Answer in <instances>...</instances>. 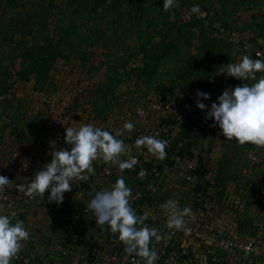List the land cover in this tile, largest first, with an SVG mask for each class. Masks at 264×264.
Returning a JSON list of instances; mask_svg holds the SVG:
<instances>
[{
	"label": "trees",
	"instance_id": "obj_1",
	"mask_svg": "<svg viewBox=\"0 0 264 264\" xmlns=\"http://www.w3.org/2000/svg\"><path fill=\"white\" fill-rule=\"evenodd\" d=\"M6 1L8 0H0V12H2L3 2ZM154 1L63 0L61 4L56 5L58 7L56 15L49 17L41 24V27L46 29L42 42L30 48L19 49L17 53L19 58L17 59L20 60V65L18 68L14 69L15 65L10 68L9 64L5 62L6 56L0 52V98L6 102L8 95L16 97L17 100L12 106L21 109L13 123L14 127L6 131V126L11 125L9 123L1 129L0 143H5L6 153L12 155L14 149L26 145V141L21 138L22 132H26V130L35 132V129H38V139L49 137L54 123L53 120L51 123L41 110L33 114L23 131H19V124L26 119L27 115L23 103L24 98L18 97L17 91L21 86L29 84L28 87L32 92L47 91L55 94L61 91L64 85L61 84L60 64L73 65L77 67V71L82 73L92 74L102 71V74L99 73V78L91 85H87L86 88H80L81 81L78 80L76 82L78 89H74L70 94L66 92L63 94L66 95L63 100L68 103V114L77 121L79 126L92 123L96 126L109 127L112 123L108 120L113 118L115 121L113 124L123 127L122 119H125L126 116V122H128V112L139 106H147L149 98L160 96L167 101L176 94L184 95L192 87L191 85L203 88L200 86L202 83L207 84L208 80L212 79L220 68L232 63L237 56L240 57L245 43L249 42L253 44L254 49L264 51V0L263 3H260L261 0H235L232 5L230 0H217V9H220L217 10L216 17L212 20L206 15L203 18L194 13L191 19L184 20L177 8L165 12L163 10L164 0H158L162 2V5L157 8L158 16L152 15L145 24L148 8L155 3ZM208 1L210 0H178L180 9L183 11H190L191 7L196 4L203 8V4ZM10 4L14 5L15 0H11ZM51 4L55 7L53 3ZM242 11H245V14L249 16L240 15ZM259 17L262 18L261 21H259ZM89 22L92 24L87 28L86 25H89ZM101 23L105 24L104 27L100 26ZM125 26L130 37L126 38V44L124 43L122 51H118L117 55L111 57L110 52L107 51L111 42L108 36L117 33L118 29ZM9 27L15 34L14 25L10 24ZM220 27L224 30L222 34L216 31ZM83 28L94 30L90 34L86 33L82 36ZM34 30L25 29L22 33L23 38L33 34ZM229 31H234L237 34L235 39L225 33ZM117 38L120 39L119 33H117ZM2 39L13 42L19 40L10 34H2ZM98 48H102V51L97 58L98 65H95ZM263 56L255 58L264 59ZM8 58H14V55L9 54ZM262 75L264 74L257 73V79ZM7 78H13L8 85L3 81ZM221 78L230 89L244 83L226 73ZM186 82H190V85L184 84L186 85L184 86L183 83ZM49 104L50 102L47 106ZM46 112L50 114L48 107ZM132 118L134 117H131L129 121ZM150 119L153 121L154 117L150 116ZM210 121L211 124L213 123L212 125L215 124L213 119ZM142 127L141 123L136 125V128ZM217 127L218 125L212 126L204 134L206 141L201 142L200 137H195V143L199 144L198 149L201 152L199 163L203 162L199 171L202 169L204 172L211 173L212 177L208 180L211 193L219 195V198H215L214 204H220V201L224 200V205H221L222 211H233L237 215V229L243 232L247 226H254L256 221H263V216L255 213L253 208L264 207V195L262 194L264 189V151L257 149L254 145L240 146L235 139L227 141L223 136L222 141H226L225 145H236L234 157L229 156L226 148L220 156L217 153L211 157L209 155L210 145ZM14 135H16V139L13 143H8L6 140L8 136ZM16 143L19 146L15 145ZM132 149L134 150L131 151L132 154L140 150L135 147V142ZM166 152L168 155L180 152L179 144L175 143ZM239 152H244L246 158L239 170H230L229 163L236 158L235 155ZM253 152L258 156L257 160L251 158L250 155ZM126 159H128L127 156ZM212 159L214 161L211 162ZM244 168H247L249 172L245 173ZM118 174L119 172L112 176V180L115 181L120 176ZM192 176L193 181H201L200 173H193ZM243 178L245 181L240 184L244 180ZM126 180L130 188L141 194V201L146 197L145 203L138 206L137 215L145 213L147 209L144 206L146 204L152 209V200H162L168 197V193L173 197L180 198L185 207L195 206V201L190 197V193L177 184L174 187L168 183L163 184L160 191L153 194L152 190H148V188L141 192L142 190L135 186L137 185L135 180L128 178L127 174ZM94 181L90 177L87 182L82 183L79 189L85 190L86 195L94 196L96 191L103 189L100 182ZM100 181L102 180L100 179ZM231 182H235L241 187L244 186L240 193L237 190L234 191L233 194L238 196L236 200H231L226 196ZM258 182V186L254 188L253 183ZM179 184H183L187 188L185 182L180 181ZM49 195L48 192L43 204L44 209H46L45 206L51 205V212L58 211L63 215L66 214L63 218L61 217L62 219H56L60 233H52L50 230L47 234L44 232L45 243L36 247L32 238L29 239L28 250L20 252L19 259H14L13 264H20L23 258L35 254L34 249H39V247L43 249L42 256L46 264H72L73 251L70 250L71 247L66 254H63L62 248L53 250L52 248L56 247V244L65 248L67 237L63 233L69 229L72 219L76 215L79 216L78 209L75 207H83V202L71 201V196L64 194L63 203H49ZM87 219V213H85L84 216L82 215L80 223L84 224ZM94 238L95 234L92 235V239ZM105 243L104 247L106 248L97 245L104 249L105 254L110 255L115 252L111 249L113 246L109 241ZM192 247V245L188 247V254H185L184 257L189 259L191 264H199L201 260L199 254L201 253L198 250H193ZM214 255L215 253H209L208 260L214 261V259L212 260ZM36 258L35 254L29 264H40Z\"/></svg>",
	"mask_w": 264,
	"mask_h": 264
},
{
	"label": "built area",
	"instance_id": "obj_2",
	"mask_svg": "<svg viewBox=\"0 0 264 264\" xmlns=\"http://www.w3.org/2000/svg\"><path fill=\"white\" fill-rule=\"evenodd\" d=\"M192 17L193 13L191 10L185 11V14L182 15L184 20H189ZM252 45L253 44L249 42L245 43L240 57L235 59L232 63H238L243 55H249L251 58L262 56V50L254 49ZM222 70L223 68H220L217 72L221 77L225 74L221 72ZM222 80L223 79L220 78L219 84H222ZM216 85H208L207 83V86H203V88H198V86L193 85L184 93V95H174L178 98L173 100L166 101L160 96L148 99L147 106H139L127 114L128 121L131 117H134L131 119V122L134 124V130H137L136 133L132 134L134 133V130L131 133L125 131L124 135L118 138L122 139L129 149L133 147L136 138L145 135L143 129L156 122L158 127L154 131L155 134L152 136L156 135L158 139H165V134L163 133L164 121L168 122L170 120H175L180 122L184 119H188V107L197 106V90L210 95V99L207 100L200 98L201 103L209 105L207 107H210L213 103H211V101L214 99L217 100L220 93ZM52 110H54V107H52ZM68 115L69 114H66V119L62 120L63 125H60V123L54 124L49 137L43 139L37 155H25L21 157V152H14L12 156L9 157V160H7V157L4 156L5 148L2 150V143H0V169H2L1 165L3 160H7V162H5L8 164L3 169V176H6L10 181H13L15 185L23 183V178L25 177L28 178V182L30 183L31 178L34 177L35 173L43 170V166L51 161V152L54 149L50 145V141H56L57 148H68L70 150V146L66 144L64 139L66 135L65 129L69 126L74 127V125L73 123H69ZM150 116L154 117L153 121L150 119ZM122 120L124 125V123H126V116L125 119ZM140 123L143 127L140 129L136 128V125L138 126ZM114 126H116V124ZM77 127L79 128L80 126ZM98 127H101L112 134H115L116 130L123 128L119 126L116 129L110 126ZM160 135L161 137H159ZM222 138V130L218 126L214 131L211 140L209 151L211 157L215 156L220 150ZM200 155L201 152L198 148L194 149L192 153H188L184 156L175 154L173 155V158L167 162L168 167L172 166V169L169 170H172V172L180 170L178 174L182 175L183 181L186 183V186H188L190 180H193V173H196V171L200 169L199 166L197 167L198 162H200ZM126 156L127 158L129 156L137 157L139 163L133 169L137 174L141 169H144L147 172V176L144 179L140 178V181L133 178V175L126 173L128 178L135 180V184H137L135 186L142 190L141 192L145 189L147 178L153 179V186L156 191L159 187L162 188L163 185L160 184L162 171L159 170L157 165L155 166L156 163L154 162V156L148 153L146 148H141L139 152L134 154L129 152L127 155L123 156V158L126 159ZM93 167L96 171V175L91 177L95 180L94 182H100L103 189H110L111 185L116 181L112 180V176L119 172L118 166L110 167L103 163L102 160H97L94 162ZM243 171L246 173L248 170L247 168H244ZM184 173L185 175H183ZM118 175H120V172ZM123 176L125 177L127 186L130 187L126 180V175ZM208 176L209 178L212 177L210 172H208ZM100 179L102 181H100ZM132 193L133 196H135L136 192L134 189H132ZM47 194L48 192L45 193L43 200L39 197L28 198L23 196L22 193H18L13 185L12 187L7 188L4 193H0V203L5 205L3 213L0 214L7 213L9 216L14 217L27 214L29 213V210L32 208L34 209V206H43ZM74 197L75 198L71 201L79 200L80 203L83 202V207H75L78 209L79 216L76 215L72 219L69 229L63 233L67 237L66 245L64 246L65 248L61 247L60 244H56V247H53L52 250L62 248L63 254H66L71 247L70 250L73 251L71 255L72 264H133V261L137 259L140 260L141 264H144L142 258L135 257L134 255L127 256L124 252V245H120V243L114 244L112 242L111 245L113 248L111 249L115 250V252L110 255L105 254L103 251V248H106L104 247V244H106L105 242L109 241L110 243L111 239H114V237L107 228L104 231H101L96 227L95 217L87 207L93 196L86 195L85 190H80V192H76ZM172 199L178 201V205L181 209L185 207L182 204L181 199L177 196L165 200H152V211L149 212V218L145 221L150 227L157 228L162 237H164V239L159 242L153 239L152 244L150 245V247H154L157 250L159 255L156 264H191V261L184 257L185 254H188V247L190 245L193 246V250H199V252L203 251L199 257L201 259L199 264H264V212L262 207L253 208V211L260 216H263V221H256L254 226H249L251 228L247 226L243 232H240L237 229V215L233 211L223 212L222 209L218 208L219 205H224V200H222L223 202L220 201V204H217L218 206L214 213H210V210L208 211L207 208H202L198 204H195V206L190 207L192 210L190 216L185 217L187 226L191 228V232L179 231L169 239L167 238L168 233L174 230H169L167 228L168 214L167 210H165L162 205ZM144 203L145 201H141L140 199H133L131 201L132 207L136 213L138 206ZM147 211L148 210H145V212ZM85 213H87L88 219L84 224H81V217L82 215L84 216ZM228 215L232 218H228ZM239 216H242V214H239ZM218 217L227 218V222L231 223L233 229L230 228L228 223L216 219ZM213 219L220 222H214ZM93 234H95L94 239H92ZM184 243H187V245ZM97 244L103 246V248L98 247ZM28 248L29 246L27 243L22 251L25 252ZM209 253H215V257L212 258L214 261L208 260ZM34 257L35 254H30L28 257L23 258L20 264H29Z\"/></svg>",
	"mask_w": 264,
	"mask_h": 264
},
{
	"label": "clouds",
	"instance_id": "obj_3",
	"mask_svg": "<svg viewBox=\"0 0 264 264\" xmlns=\"http://www.w3.org/2000/svg\"><path fill=\"white\" fill-rule=\"evenodd\" d=\"M177 0H164L163 10L169 12L178 8ZM191 12L203 16L200 5L191 7ZM259 55V54H257ZM228 76L243 82L234 89H226L217 98L218 103L211 104L206 118L213 119L215 124L222 130L227 141L235 139L240 146L254 145L257 149H264V75L257 79V73L264 74V59H253L249 55H243L238 63H229L223 66L221 71ZM197 107L205 110L207 105L200 102V98L210 99L208 93L197 90ZM151 99V98H149ZM134 124L131 121L124 123L123 128L110 133L95 124H82L79 129L66 127L64 137L68 148H57L56 141H50L53 147L51 161L43 166V170L37 171L31 182L23 178L24 182L15 185L6 176L0 175V193L7 188L15 186L18 193L28 198L39 197L44 199L49 192L48 202L63 203L64 193L72 191L71 185L87 182L96 175L93 164L97 160L118 169L133 170L139 163L137 157L129 156L128 159L121 157L128 154V146L122 139L124 132L131 133ZM169 141L158 139L156 136L144 135L136 139L137 149L146 148L147 152L157 160L164 161L167 158L166 148ZM139 178L144 179L147 172L141 169ZM155 191V187L148 185ZM141 194L133 196L132 189L127 186L125 177L119 176L110 189L96 191L87 207L95 217L96 227L101 231L106 228L114 237L113 243H122L127 256L142 258L144 264H156L159 259L157 250L150 247L153 239L159 242L164 237L155 227L145 223L149 213L137 215L132 207L133 199H140ZM162 207L167 210V228L170 231L167 238L176 232H191L187 226L185 217L190 216L191 208L181 209L178 201L168 200ZM5 205L0 203V213H3ZM31 233L25 227L24 221L16 220L6 214H0V264H13L14 259H19V253L29 241ZM133 264H141L140 260H134Z\"/></svg>",
	"mask_w": 264,
	"mask_h": 264
},
{
	"label": "rangeland",
	"instance_id": "obj_4",
	"mask_svg": "<svg viewBox=\"0 0 264 264\" xmlns=\"http://www.w3.org/2000/svg\"><path fill=\"white\" fill-rule=\"evenodd\" d=\"M11 0H8L6 2H3L2 4V12H0V52L3 53L6 56L5 62L9 64V67H13V65H15V68H18V66L20 65V60L17 59L19 58V56H17V53L19 52V49L22 48H30L33 47L34 45H37L38 43L42 42L43 36L46 34V29L41 27V24L44 23V21H46L49 17L56 15V12L58 11V7L56 5H59L63 2V0H15V4H10ZM235 0H230L231 5L234 3ZM155 3L152 4L151 6H149L148 8V15H147V19L144 21L145 24H147L148 20L151 18V16H158V12H157V8L160 7L162 5L161 1L155 0ZM178 2V0H177ZM53 3L55 5V7L51 4ZM260 3H263V0H261ZM179 7L177 8L178 11H180V16L185 14V11L180 9V3L178 2ZM65 8V5L63 6ZM201 12L204 14L202 17L204 18L205 15L207 16V18L209 19H213L216 17V12L217 10H219L220 8L217 9V0H210L207 3L203 4V8H200ZM258 9V8H257ZM257 11V10H256ZM240 15H244V16H249L248 14H245V11H242L240 13ZM200 16V15H199ZM262 18L259 17V21H261ZM12 24L14 25V29H15V34L13 32V30L9 27V25ZM92 24V22H89V25H86V27H90ZM103 25H105L104 23H101V27H104ZM25 29H35L33 31V34L29 35L27 38H23L22 33ZM90 30H85V28H83L81 30V34L82 36L86 35V33H91L94 29L89 28ZM216 31H218L219 34L223 33V29L222 27L219 28V30L217 29ZM117 33L120 34V39L117 38ZM117 33H113L110 34L108 36V39H111L110 44L107 47V51L110 52L111 57L117 55L118 51H122V47L124 46V43L126 44V38L128 39L130 37V35L128 34V32L126 31V26L122 27L120 30L118 29ZM226 34H228L231 38H236V33L234 31H229V32H225ZM2 34H10L12 35V37H15L17 39H19L18 41H4L2 39ZM15 35V36H14ZM102 51V48H98L97 50V54L95 57V65H98V61L97 58L100 56ZM14 55V58H8V55ZM262 55H264V51L262 50ZM178 55L176 56L177 59ZM264 57V56H263ZM174 62V60L172 61V63ZM60 73L62 74L60 77L62 79L61 84L64 85L63 88L61 89V91L57 92V93H49L47 91H44L42 93H37V92H32L30 87L28 86H21L18 91V97H22L24 98V106L26 108V119L22 120L21 123L19 124L20 126V130L19 131H23L26 128V124L27 122H29L32 117L33 114L36 113L38 110H41L42 112H44L45 116L48 118L49 121L53 120L54 124L60 123V125H63L62 120L66 119L65 116L66 114H68V110H67V102H65V100H63V98L66 95H63L65 92L66 93H71L74 91V89H78L76 88V82L78 80L81 81L80 84V88H86L87 85H91L92 83L95 82V80H97L99 78V73L102 74L101 72H93L92 74H90L89 72H84L82 73L81 71H77V67H74L73 65H62L60 64ZM68 74V75H66ZM100 74V75H101ZM213 76V75H212ZM213 79H217L220 80L221 76L217 73L215 74L213 77ZM13 80V78H7L4 79V83L6 85L9 84V82H11ZM211 80V78H210ZM209 81V80H208ZM211 82V81H210ZM213 82V80H212ZM190 82H186L183 83L190 85ZM217 84V83H216ZM206 86L207 84L202 83V85L200 86ZM186 86V85H184ZM193 86V85H191ZM220 90V89H219ZM64 91V92H63ZM142 94V93H141ZM173 99H175V96L172 97ZM171 98V100H173ZM6 102L2 101V99L0 98V132L1 129H3V127H5L6 124H11L10 126H6V131L11 130L12 127H14L13 123H15V119L17 118V114L20 113L21 109L19 110V108L17 109L15 106H12L14 104V102L17 100L16 97H12V95H8L6 98ZM45 100L46 103H45ZM216 100V99H214ZM212 100L211 103L214 101ZM218 100H216L217 102ZM50 102L49 106H47V104ZM48 107L50 114H48L46 112V108ZM52 107H54V110H52ZM207 115V114H206ZM199 116V119H201L198 123L194 124L192 126V129L188 130H184V132H182V134L180 135V145H185L186 149L183 152V156L188 154V153H192V151L196 148H198V145H196L195 143V137H200L201 138V142L206 141L204 138V134H206L208 132L209 129L212 128L211 121L210 120H204L200 117L203 116V114L199 113L198 115H196L195 117L197 118ZM115 117V116H113ZM68 121L69 123H73L74 128L79 129L77 126H79V124L77 123V121L75 119H73V117H71L70 115H68ZM108 121H110V123H112V125H110V127L113 128H117L118 125L114 126L115 124H113V122H115L113 120V118L109 119ZM123 121V120H122ZM205 121V125H203L202 123ZM214 121V120H213ZM80 123V120L78 121ZM192 123L191 120H189V124ZM185 125H188L187 123H183ZM176 125H179V123H177ZM158 125L157 123H152V125L148 126L147 128L143 129V133L145 135H154L155 134V130L157 129ZM179 127V126H178ZM35 132H31L30 130H26V132H22V136L21 138H23L26 141V145L24 146H19L18 143H16L15 145H18V149H14V152H21V157L25 156V155H29V156H33L36 155L35 152H39L40 146L43 142V139L37 138V134H38V129H35ZM137 130H134L135 134ZM140 131V130H139ZM165 135H169L170 131H172V129H168V130H163ZM188 131V133L186 132ZM156 136V135H155ZM163 136V135H162ZM166 136V137H167ZM157 137V136H156ZM161 137V135L159 136ZM170 137V135H169ZM158 138V137H157ZM14 139H16V135L11 136L6 139L8 141V143H13ZM138 139V138H136ZM136 139L134 140V142L136 141ZM225 140V139H224ZM174 142H170L169 146H167L166 150L169 147H173L174 144L176 143V140H173ZM209 141V140H208ZM207 141V143H208ZM17 142H19V140H17ZM20 143V142H19ZM226 141H222L220 144V150L218 151V155L220 156L222 151L224 150V148H226L225 150H227L226 152L229 153L230 157H234L233 154L235 153L236 149V145L235 144H231V145H225ZM5 144V143H4ZM1 144L2 150L5 147V145ZM28 145V146H27ZM5 151V152H4ZM4 156L7 157V160H9V157H11V154L6 153V150L4 149ZM34 153H33V152ZM134 151L131 148H129V152ZM262 151H264V149H262ZM236 158H234L232 161H230L229 163V169L236 171L239 170V167H241L240 165L242 164V162H244V159L246 158L245 153H241L239 152L237 155H235ZM251 158L253 160H257V155L255 154V152H253L251 155ZM173 158V155H168L167 154V158L162 161L165 163L166 166L160 165L158 166V164H160L159 160H157L154 157V162L156 163L155 166L157 165V167L159 168L160 171H162V178L160 181V184L163 185L164 183H168V185H172L173 187L178 183H180V180H178L177 175H179L178 173L180 172V170H178L177 173L172 172L171 167H168V164L166 162H169L171 159ZM121 159H125V158H121ZM7 160H3L2 161V169H0V175H3V169L4 167H6L8 164L6 163ZM6 161V162H5ZM211 162L214 161V159L210 160ZM203 162L199 163L197 167H201L202 168ZM238 168V169H237ZM119 170V169H118ZM202 174L201 175V181H193L192 179L190 180V183L188 184L187 188H184L185 191L189 192L190 197L193 198L195 201V204H198L200 207L202 208H207L208 211L210 213H214L216 210V207L218 206L217 204L215 205L214 201L215 198H219V195H215L214 193H211L212 190L210 189V184L208 182L209 180V176L204 175L205 172L201 169ZM120 172V175H126L130 174L133 175L132 177L135 178L137 181H140V178L138 176V174L136 173L135 170H124L123 172ZM249 172V170H248ZM241 173L242 170H241ZM240 174V173H239ZM242 175V174H241ZM243 177L245 178V175H243ZM243 178V179H244ZM247 178V177H246ZM245 179L241 181L240 184L244 183ZM146 188H148V190L150 189L148 187V185H152L153 186V179L152 178H147L146 179ZM83 182H80L78 185H76L75 183L73 185H71L72 187V191L70 192H66L64 193L65 196L68 195L69 197L71 196V200L73 198H75L74 196L76 195V192L79 191L80 189L79 187L82 185ZM259 184L258 183H253V187H257ZM244 187V186H243ZM243 187H241L240 185H238L235 182H231L229 183V190L226 193V196H228L231 200L233 199H237L234 191L237 190V192H241ZM183 188V187H182ZM144 189V191H145ZM160 187L158 188V190L153 191L152 189V193L156 194L158 191H160ZM83 190V189H81ZM186 192V193H187ZM151 193V194H152ZM262 194L264 195V190L262 191ZM167 198H172L171 194L168 193V197L163 198L162 200H165ZM146 197L142 200L145 201ZM221 202H223L221 200ZM262 202V200H261ZM149 212L152 211V209L150 208V206L148 204H146L144 206ZM46 209H44V206H34V209L32 208L31 210H29V213L24 214L22 216L18 215V216H11L13 218V223L16 220H22L24 221L25 227L30 231V233L36 235L35 237L33 234L30 235L29 239H31L33 241V243L35 244V247L37 245H43L45 243V238L43 237V233L45 232L46 234L50 232L52 233H56L59 234V225L57 224V220L56 219H62L66 214H61L58 211H52V206L48 205L47 207L45 206ZM219 209L222 208L221 205L218 206ZM263 212H264V207H263ZM10 213V212H9ZM256 213V212H255ZM7 214V213H5ZM9 215V214H7ZM62 217V218H61ZM228 218H232L230 215H228ZM216 219H220L222 221H224L225 223H228L230 225V228L233 229L231 227V223L227 222V218H221L218 217ZM214 222H220L217 221L215 219H213ZM41 229L40 231L38 229ZM89 236V235H88ZM55 242V240H54ZM113 239H111L110 244H112ZM190 242V240H189ZM27 243H25L26 245ZM185 245H187V243H184ZM120 245H122V243H120ZM42 247H39V249L35 248L34 249V253L37 256V260L38 263L40 264H46L45 260L43 259L42 256ZM199 251V250H198ZM203 252V251H202ZM202 252H200L202 254ZM201 254H199V257L201 256ZM40 255V256H39ZM39 257H41L39 259ZM44 260V261H43Z\"/></svg>",
	"mask_w": 264,
	"mask_h": 264
},
{
	"label": "crops",
	"instance_id": "obj_5",
	"mask_svg": "<svg viewBox=\"0 0 264 264\" xmlns=\"http://www.w3.org/2000/svg\"><path fill=\"white\" fill-rule=\"evenodd\" d=\"M238 58V56L236 57V59ZM253 59H256L255 57H253ZM212 80H213V82H212ZM211 81V82H210ZM216 83H217V85H216ZM244 83H249V84H251V83H254L253 81H245ZM213 84H215L216 85V87H218V89H220L219 90V95H218V97L224 92V90H226V89H230V87H227V85H226V83H224V81L222 80V84H219V80H215V79H211V80H209V82H208V85H213ZM205 86V85H204ZM207 86V85H206ZM207 106H209V105H207ZM188 109H189V117H188V119H184V120H182V121H180V122H178V121H175V120H170V121H164V123H163V126H164V128H163V130H168L169 128L170 129H172V131H170V137H169V135L167 136V135H165L164 137H165V139L166 140H168L169 141V143L170 142H174L173 140H176V143L177 144H179V151L180 152H182L183 150L185 151V149H186V147H185V145H180V143H179V141H180V135L182 134V132H184V130H190V129H192V126L194 125V124H196V123H198L201 119H199V116L196 118L195 116L196 115H198L199 113L201 114H203V116L202 117H200V118H202V119H204V120H210V119H208V118H206V114H207V111H210V109H211V106L210 107H207L205 110H200L197 106H192V107H188ZM189 120H191L192 121V123H190L189 124ZM177 123H179V125H176ZM183 123H187L188 125H185V124H183ZM203 125H205V121L202 123ZM179 126V127H178ZM188 131H186L187 133H188ZM163 133H164V131H163ZM167 136V137H166ZM168 146H169V144H168ZM171 149V147H169L167 150H170ZM183 151V152H184ZM180 152H178V153H176V155H183V152H182V154H180ZM173 155H175V154H173ZM160 164H158V166H160V165H165V163L164 162H162V161H160L159 162ZM167 163V162H166ZM204 171V170H203ZM178 172V171H177ZM177 172H174V173H177ZM196 173H200V174H202V171L200 170L199 171V169L196 171ZM208 174V172H206L205 171V174L204 175H207ZM183 175H185V173L183 174ZM177 177H178V180H180L181 182H184L183 181V178H182V175H177ZM177 186H181V187H183V188H185V185H183V184H178L177 183ZM173 197V196H172Z\"/></svg>",
	"mask_w": 264,
	"mask_h": 264
}]
</instances>
